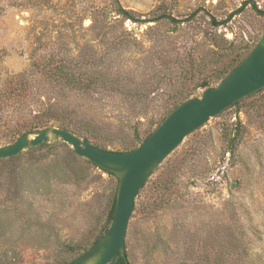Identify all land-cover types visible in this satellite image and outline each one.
Segmentation results:
<instances>
[{"label":"rangeland","instance_id":"rangeland-1","mask_svg":"<svg viewBox=\"0 0 264 264\" xmlns=\"http://www.w3.org/2000/svg\"><path fill=\"white\" fill-rule=\"evenodd\" d=\"M263 33L264 0H0V147L59 127L133 149ZM118 183L62 139L0 158V264H69L107 232ZM125 248L128 264H264V88L153 171Z\"/></svg>","mask_w":264,"mask_h":264},{"label":"water","instance_id":"water-1","mask_svg":"<svg viewBox=\"0 0 264 264\" xmlns=\"http://www.w3.org/2000/svg\"><path fill=\"white\" fill-rule=\"evenodd\" d=\"M264 88V33L249 55L217 86L202 96L190 98L172 110L137 147L113 151L94 145L67 129L46 127L22 134L15 142L0 147V158L19 154L26 148L62 139L79 156L113 173L119 180L114 215L107 232L89 250L69 264H109L120 258L128 264L125 238L136 197L161 162L210 117Z\"/></svg>","mask_w":264,"mask_h":264},{"label":"trees","instance_id":"trees-1","mask_svg":"<svg viewBox=\"0 0 264 264\" xmlns=\"http://www.w3.org/2000/svg\"><path fill=\"white\" fill-rule=\"evenodd\" d=\"M115 202H116V199H115ZM114 207H115V203H114V205H113V210H112V211H113V214H112V218H111V219H113V215H114ZM110 264H126V260L123 259V258H120L118 262H114V261H112Z\"/></svg>","mask_w":264,"mask_h":264}]
</instances>
